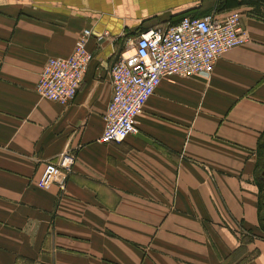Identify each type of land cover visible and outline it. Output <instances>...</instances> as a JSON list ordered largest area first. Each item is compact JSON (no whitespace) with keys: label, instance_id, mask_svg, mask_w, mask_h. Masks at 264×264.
<instances>
[{"label":"crops","instance_id":"0c3cea01","mask_svg":"<svg viewBox=\"0 0 264 264\" xmlns=\"http://www.w3.org/2000/svg\"><path fill=\"white\" fill-rule=\"evenodd\" d=\"M231 10L248 41L209 74L163 77L137 132L100 143L119 35ZM83 29L91 59L75 96L41 97L43 64ZM263 131L264 0H0V264H264ZM64 151V191L37 187Z\"/></svg>","mask_w":264,"mask_h":264},{"label":"built area","instance_id":"2783aa9c","mask_svg":"<svg viewBox=\"0 0 264 264\" xmlns=\"http://www.w3.org/2000/svg\"><path fill=\"white\" fill-rule=\"evenodd\" d=\"M240 18L237 10L222 17L187 15L164 28L139 32L131 49L120 52L109 69L112 95L98 141L119 143L137 132V116L163 77L209 74L219 56L246 43L248 35ZM90 36L92 31L83 29L68 56L46 60L35 84L41 97L62 104L73 99L91 59L86 45ZM74 159L73 152L64 151L46 161L34 184L48 188L56 183L64 191Z\"/></svg>","mask_w":264,"mask_h":264},{"label":"trees","instance_id":"16d2710c","mask_svg":"<svg viewBox=\"0 0 264 264\" xmlns=\"http://www.w3.org/2000/svg\"><path fill=\"white\" fill-rule=\"evenodd\" d=\"M174 23H176V21H174ZM256 155H257V158H256L255 168L253 171V177L259 188V191H258V222H259L260 228L264 230V131L260 135L258 142L256 144ZM250 235H255V233L251 232Z\"/></svg>","mask_w":264,"mask_h":264},{"label":"rangeland","instance_id":"374dc122","mask_svg":"<svg viewBox=\"0 0 264 264\" xmlns=\"http://www.w3.org/2000/svg\"><path fill=\"white\" fill-rule=\"evenodd\" d=\"M107 35L110 36V33H107ZM119 39H121L122 45H121V49L116 50V53H115L116 57L118 56V54L120 52L131 49V47L133 45V41H134L133 38H132V34L128 33V32H122L119 35ZM259 232H260L259 234L264 235V231L263 230H260ZM242 233L243 234H248V232H246L244 230H242Z\"/></svg>","mask_w":264,"mask_h":264}]
</instances>
